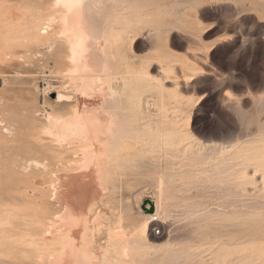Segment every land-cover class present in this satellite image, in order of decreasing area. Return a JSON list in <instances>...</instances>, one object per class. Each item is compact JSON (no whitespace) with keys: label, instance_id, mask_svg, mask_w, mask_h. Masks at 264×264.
I'll list each match as a JSON object with an SVG mask.
<instances>
[{"label":"bare ground","instance_id":"6f19581e","mask_svg":"<svg viewBox=\"0 0 264 264\" xmlns=\"http://www.w3.org/2000/svg\"><path fill=\"white\" fill-rule=\"evenodd\" d=\"M150 1L51 0L38 30L64 47L69 85L52 99L61 109L28 112L36 127L42 116L48 144L20 152V132L0 122V159L9 160L0 173H16L21 186L0 193V264H264V137H196L190 114L179 124L164 103L145 109L146 95L165 92L144 57L127 53L121 24ZM150 163L157 197L132 193L137 217L123 213L130 207L110 214L111 195ZM169 204L185 218L182 239L166 232Z\"/></svg>","mask_w":264,"mask_h":264},{"label":"rangeland","instance_id":"374dc122","mask_svg":"<svg viewBox=\"0 0 264 264\" xmlns=\"http://www.w3.org/2000/svg\"><path fill=\"white\" fill-rule=\"evenodd\" d=\"M176 1L141 2L142 9L131 11L128 24H121L129 26L124 43L127 53L144 57L143 66L152 75V82L165 92L163 100L158 91L146 95L145 109L156 114L164 103L168 109L166 119L178 120L179 124L190 114L191 131L196 137L213 134L242 144L264 137V0ZM50 3L51 0H0V122L20 132L16 142L20 152L34 143H49L42 131L46 125L42 116H36L37 125L41 124L37 128L30 114L61 109L62 105L59 107L52 99L69 85L70 76L63 74L70 66L64 47L51 46L53 41L46 38L49 35H40L38 30L46 20ZM135 5H128L126 10ZM151 45L153 49L145 51ZM195 69L201 74L195 76ZM229 136L231 139H227ZM4 156L0 153V158ZM151 158L147 160L153 163ZM154 158L164 166L162 154ZM8 162L0 159V163ZM150 165L148 171L131 174L129 188L123 189V194L111 195L110 214L130 207L123 213L137 217L132 197L127 198L132 193H139L144 201L157 197L158 183L151 176L155 165ZM16 175L0 173L1 194L20 186ZM191 191L195 193L196 189ZM168 208L173 211L165 224H175V228L166 226V232L170 230L172 236L177 234L182 239L187 228L185 218L179 217L173 205ZM173 215L181 221L174 223L177 217ZM154 232L160 234V228Z\"/></svg>","mask_w":264,"mask_h":264},{"label":"water","instance_id":"95a60500","mask_svg":"<svg viewBox=\"0 0 264 264\" xmlns=\"http://www.w3.org/2000/svg\"><path fill=\"white\" fill-rule=\"evenodd\" d=\"M147 200H145L144 202H146ZM147 213H152L154 211V207L151 204V207L149 209H144Z\"/></svg>","mask_w":264,"mask_h":264}]
</instances>
